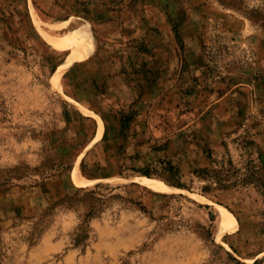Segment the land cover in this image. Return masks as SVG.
Instances as JSON below:
<instances>
[{"label": "rangeland", "instance_id": "rangeland-1", "mask_svg": "<svg viewBox=\"0 0 264 264\" xmlns=\"http://www.w3.org/2000/svg\"><path fill=\"white\" fill-rule=\"evenodd\" d=\"M83 27L93 49L68 62L62 36ZM221 166L225 185L198 173ZM250 170L264 175V0H0V264H225L219 245L251 264Z\"/></svg>", "mask_w": 264, "mask_h": 264}, {"label": "trees", "instance_id": "trees-1", "mask_svg": "<svg viewBox=\"0 0 264 264\" xmlns=\"http://www.w3.org/2000/svg\"><path fill=\"white\" fill-rule=\"evenodd\" d=\"M223 172H224V168L222 166L218 169H216L215 167H212V168L206 167V168L198 169V173L200 175L202 174L203 177L212 178V180H214L219 185H223V184L225 185V182L227 180L224 178V175L222 174ZM145 175H148V174L145 173ZM238 181H240L242 184H255L258 188H261L264 190V175L260 174L259 170H250V172L244 174V176L241 179H239ZM169 184L172 186H175V187H179V188L184 187V185H182L181 183L169 182ZM86 197L88 200H90L88 215H92V214H94V212H96L98 210V205L100 206V204H102V198H100L99 196H96L95 191H90V192L86 193ZM218 247H219V249L224 251V253L226 255L224 258L225 260L223 261V262H225V264L226 263L227 264L228 263L249 264V263L240 262L230 252L226 251L222 245H219ZM213 261L214 260L212 258V259H210L209 263L212 264ZM262 261H264V258L257 259L251 264H259Z\"/></svg>", "mask_w": 264, "mask_h": 264}, {"label": "bare ground", "instance_id": "bare-ground-1", "mask_svg": "<svg viewBox=\"0 0 264 264\" xmlns=\"http://www.w3.org/2000/svg\"><path fill=\"white\" fill-rule=\"evenodd\" d=\"M89 26V25H88ZM64 36H62V38H69L71 35H76L77 37V43L76 45L72 48L69 57H68V62H75V61H79L85 57H87L92 49H93V36L87 32L86 29L83 28H79L75 31H71L63 34ZM60 69V68H59ZM101 127H99V133L97 138H99L102 135V131H103V126H102V122L100 123ZM136 181L139 182L140 184H143L145 186H148L150 188L156 189V190H171L173 188H171V186L166 185L165 183H163L160 180L157 179H153V178H149L146 176H140L136 178ZM224 211L226 212V219L225 221H227L230 224V228L235 230L237 227V221L234 218L233 214L224 209Z\"/></svg>", "mask_w": 264, "mask_h": 264}]
</instances>
